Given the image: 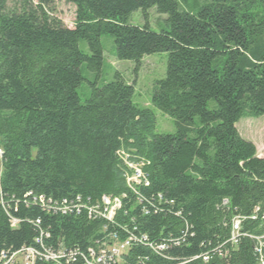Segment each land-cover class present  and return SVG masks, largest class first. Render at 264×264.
Instances as JSON below:
<instances>
[{"label": "trees", "instance_id": "obj_1", "mask_svg": "<svg viewBox=\"0 0 264 264\" xmlns=\"http://www.w3.org/2000/svg\"><path fill=\"white\" fill-rule=\"evenodd\" d=\"M64 1L75 7L72 29L54 16V0H0V254L38 248L40 239L47 249L62 244L87 255L96 242L112 244L110 234L123 241L131 233L155 245L169 238L180 244L161 256L134 244L122 264H259L264 157L235 125L264 117V14L247 8L253 0H206L195 11L175 0ZM152 8L166 16L159 32L128 23ZM103 35L113 39L118 61L136 67L144 56L168 54L151 105L173 120L176 133H156L154 114L132 103L133 86L118 73L102 87L90 83L80 101L81 65L99 77ZM119 151L147 160L149 185L138 193L156 212L144 216L135 202ZM121 194L128 197L113 224L83 211L48 213L33 202ZM158 195L174 204L158 206ZM236 216L246 236L231 244Z\"/></svg>", "mask_w": 264, "mask_h": 264}, {"label": "built area", "instance_id": "obj_2", "mask_svg": "<svg viewBox=\"0 0 264 264\" xmlns=\"http://www.w3.org/2000/svg\"><path fill=\"white\" fill-rule=\"evenodd\" d=\"M2 155L0 151V156ZM119 159L123 163V178L125 180L126 186L131 190L132 194L135 196V202L141 206V211L144 216L150 215L151 211L156 212L155 209L148 204L149 201L145 199L142 195L138 193V188L148 187V176L144 172V167L147 165L146 161L143 159H136L129 156L123 151L117 153ZM126 194H121L118 197L110 198L102 196L99 201L90 203L89 199L82 200L80 196L72 200H63L61 202H56L51 199H45L43 196L34 198L33 202L38 204L42 210L62 215L70 214L71 212H76V214L85 212L88 219L98 220L102 219L108 224H113V220L116 212L121 209L122 201L127 199ZM158 206L161 203L166 202L168 205L172 206L173 201H165L163 196L158 195ZM227 201L222 202V206H226ZM258 209L255 210L257 212ZM176 216L180 215L175 213ZM255 219V217H251ZM243 218L234 217L231 220V233L229 242L231 244H236L239 238L246 235L241 234V223ZM262 221L264 222V215L262 216ZM13 226L17 223L16 220H11ZM38 224V222H36ZM43 234H41L42 236ZM48 238V235H46ZM108 239L112 244L102 242H96L95 246L90 247L87 250V255L79 253L75 249H69L62 244L57 246L56 250L47 249L42 245L40 239L35 240L36 247H23L18 252L9 253L2 252L0 254V264H37V263H53V264H62L61 261H64L65 264H68L76 256H79L83 260V264H122L121 257L126 249L130 248L134 244L147 247L156 255H160L169 248V244L177 247L180 244V239L169 238L166 243H161L155 245L148 241L145 236H135L134 234L128 233L125 240L120 241L115 234H110ZM258 246L255 249V252L258 255L259 264H264L263 251H264V236L257 239ZM204 260H207L208 257H204ZM140 264V263H139Z\"/></svg>", "mask_w": 264, "mask_h": 264}, {"label": "rangeland", "instance_id": "obj_3", "mask_svg": "<svg viewBox=\"0 0 264 264\" xmlns=\"http://www.w3.org/2000/svg\"><path fill=\"white\" fill-rule=\"evenodd\" d=\"M182 10H197L198 6L203 5L206 0H175ZM251 12L264 14V0H253L248 6ZM54 16L62 21L64 26L72 29L75 20V7L65 3L64 0H54ZM165 15L157 14L154 8L142 16L140 11L130 15L128 23L137 27H146L152 32H159L163 27ZM103 49V61L99 77L87 70L86 64L81 65V74L85 79L77 89V94L81 102H84L90 94V83L97 82L99 87L109 83L115 73H118L125 83L133 86L132 103L138 108L150 110L155 116V131L157 134H174L176 127L171 118L162 115L151 105V96L156 83L165 77L167 53H157L144 56L139 66L131 61H118L114 57L113 39L108 35L100 38ZM79 50L88 54L86 43L79 41ZM215 107L213 101H209L207 109ZM199 126V119H194L193 129ZM238 135L244 141L251 143L256 150L257 157L264 156V117L252 118L243 117L235 125ZM189 137H194V132L189 133Z\"/></svg>", "mask_w": 264, "mask_h": 264}, {"label": "bare ground", "instance_id": "obj_4", "mask_svg": "<svg viewBox=\"0 0 264 264\" xmlns=\"http://www.w3.org/2000/svg\"><path fill=\"white\" fill-rule=\"evenodd\" d=\"M147 161V160H146ZM75 197V196H74ZM72 200V199H71ZM32 201V200H31ZM59 202V201H58ZM84 212V211H83ZM77 216V215H76ZM87 218V217H86ZM46 240V239H45ZM35 243V242H34ZM44 243V242H43ZM254 243V242H253ZM33 244V243H32ZM56 245V244H55ZM49 247V246H48ZM227 259V258H226ZM136 263V262H135ZM259 263V262H258ZM51 264V263H50Z\"/></svg>", "mask_w": 264, "mask_h": 264}, {"label": "crops", "instance_id": "obj_5", "mask_svg": "<svg viewBox=\"0 0 264 264\" xmlns=\"http://www.w3.org/2000/svg\"><path fill=\"white\" fill-rule=\"evenodd\" d=\"M258 157H260V156H258ZM261 157H264V156H261Z\"/></svg>", "mask_w": 264, "mask_h": 264}]
</instances>
